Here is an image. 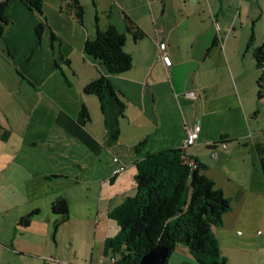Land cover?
Segmentation results:
<instances>
[{
    "label": "crops",
    "instance_id": "crops-1",
    "mask_svg": "<svg viewBox=\"0 0 264 264\" xmlns=\"http://www.w3.org/2000/svg\"><path fill=\"white\" fill-rule=\"evenodd\" d=\"M62 1L43 0L41 16L21 0H10L6 11L9 24L0 38V129L7 133L0 137V249L8 254L0 250V264H47L33 263L27 255L48 238L56 242L66 233L71 241L92 233L89 264H99L106 241L119 234L110 211L135 193L134 162L182 146L196 120L200 131L187 148L191 156L197 157L192 146L209 147L221 135L226 141L209 147L216 154L228 149L229 140L235 139L231 151L241 147L239 140L247 143V152H238L243 163L221 167L231 208L212 231L224 227L244 190L264 194L259 163L264 127L250 122L253 69L257 75L258 70L248 47L251 34L254 44L264 36V0H91L92 9L88 0H79L85 6L82 22L61 8ZM122 11L143 32L141 38L125 32ZM42 19L47 26L39 38L36 26ZM108 24L126 33L124 49L132 65L108 75L126 106L120 115L110 99L105 117L97 96L84 93L83 86L97 70L106 72L83 52V44L95 36L96 25L103 29ZM49 31L58 41L50 40ZM160 41L167 44L170 66L157 58ZM255 100L264 97L255 94ZM82 105L90 114L84 125L77 121ZM226 110L236 120L224 116ZM118 165L125 168L113 175ZM59 196L68 205L64 220L52 210ZM33 210L37 213L29 224L19 225ZM237 249L230 242V256ZM219 250L225 264H233L229 253ZM72 254L67 263L80 264L75 247Z\"/></svg>",
    "mask_w": 264,
    "mask_h": 264
},
{
    "label": "trees",
    "instance_id": "trees-1",
    "mask_svg": "<svg viewBox=\"0 0 264 264\" xmlns=\"http://www.w3.org/2000/svg\"><path fill=\"white\" fill-rule=\"evenodd\" d=\"M30 10L40 16L43 14V0H21ZM10 0L0 1V38H3L9 24L7 7ZM61 8L82 22L84 8L79 0H63ZM125 32L136 40L143 36L140 28L125 13L121 12ZM97 20V16H95ZM46 23L42 19L36 26L40 38ZM126 33L118 31L108 24L101 29L96 25L95 36L87 37L83 52L105 70H97V76L83 86V92L97 96L100 109L106 117L110 99L122 115L126 100L110 82L108 75H118L128 71L132 65V56L124 49ZM51 41H58L53 31H49ZM252 46V57L258 70L256 78V97H264V36L254 44L251 34L248 47ZM90 120L88 109L82 105L77 121L80 125ZM7 133L0 129V137ZM221 135L209 147L226 141ZM143 141L138 145H142ZM138 146L135 151H138ZM191 146V145H190ZM188 147L163 149L151 152L138 158L134 164L135 193L110 211L109 215L119 226V234L108 239L106 258L115 257V262L108 264H138L141 256L155 245L167 248L168 257L177 243H184L192 257L201 264H225L220 256L217 239L212 231L213 226L222 223L223 214L230 210L231 200L222 190L215 187L212 178L203 173L206 166L197 157L187 153ZM260 168L264 178V154L260 157ZM52 210L64 220L68 216V205L64 197H57L52 203ZM37 213L33 210L19 219L18 224L26 226ZM187 264V263H180Z\"/></svg>",
    "mask_w": 264,
    "mask_h": 264
},
{
    "label": "rangeland",
    "instance_id": "rangeland-1",
    "mask_svg": "<svg viewBox=\"0 0 264 264\" xmlns=\"http://www.w3.org/2000/svg\"><path fill=\"white\" fill-rule=\"evenodd\" d=\"M88 8L92 9L91 0H88ZM90 13L91 12H88V17L93 22L94 19L93 16L90 17ZM253 73V104L255 108L252 112L253 115L250 118V122L255 128L256 126L264 127V100H255L256 93L254 84L256 82L257 72L253 69ZM231 111L226 110L223 115L226 117L231 115V117L236 120ZM236 129L233 130V133H237ZM242 129L245 130L244 127H242ZM233 141H235V139L229 140L226 143L228 149L222 151L220 148L217 154L215 153V149H211L206 145L201 146V150H197L195 146H192V153H195L197 158L206 166L203 173L214 180L216 188H223L225 192L224 195H229V189L226 188L227 184L225 183L226 173L221 167L229 169L237 167L239 163H243V156L238 152H247L245 147L247 143L242 140L238 141L242 144L241 147H238V149L235 147L233 151H231ZM224 147L225 145H222V148ZM229 153L231 154L229 155ZM251 191L250 189L244 190L239 201L235 204L233 213H228L226 215L224 227L213 229V233L218 242V249L220 246L222 251L229 253V255H227L229 258L228 263L264 264V194L255 196L251 194ZM59 233L60 231L58 235ZM223 238L227 241V246L223 244ZM90 242L92 244V233H90L87 238L76 236L72 241L70 240L69 234L66 233L64 236L60 234L56 242L48 238L47 243H40L39 248H35L36 250H34L32 254L27 255V257L29 259L31 258L30 261L33 263H35L36 260L41 263L42 260L47 264H60V262L55 263V261L51 260V257L55 258L57 261L67 262V257L73 255L72 249L75 247L77 249L80 264H89L90 249L92 246ZM230 242L239 248L232 256H230L229 252ZM258 247L259 249H257ZM0 250L3 252L4 256L8 254V249L4 248ZM100 258L101 257L97 258L99 259V264H104L101 263L102 259L100 260ZM7 262L8 261L2 264H6ZM106 262H108V260H106ZM182 262L187 264H201L192 257L188 247L180 242L177 243L174 251L168 257L167 264H180Z\"/></svg>",
    "mask_w": 264,
    "mask_h": 264
},
{
    "label": "built area",
    "instance_id": "built-area-1",
    "mask_svg": "<svg viewBox=\"0 0 264 264\" xmlns=\"http://www.w3.org/2000/svg\"><path fill=\"white\" fill-rule=\"evenodd\" d=\"M215 26L218 30L219 26L217 23L215 24ZM157 58L160 59L165 66H170L172 63L171 58L167 52V44L165 41H160L157 45ZM199 131H200V121L196 120L193 125V128L187 132V135L185 139L183 140V147H189L190 145H192L198 138ZM114 161H118V158L115 157ZM124 168H125L124 165H118L115 169H113L112 171L113 175L119 173ZM101 259L108 260V261L110 260V262L114 263L116 258L112 257L109 259V258H106L104 255H102ZM61 264H70V263L62 262Z\"/></svg>",
    "mask_w": 264,
    "mask_h": 264
},
{
    "label": "water",
    "instance_id": "water-1",
    "mask_svg": "<svg viewBox=\"0 0 264 264\" xmlns=\"http://www.w3.org/2000/svg\"><path fill=\"white\" fill-rule=\"evenodd\" d=\"M167 254L165 246L155 245L141 256L138 264H164Z\"/></svg>",
    "mask_w": 264,
    "mask_h": 264
}]
</instances>
